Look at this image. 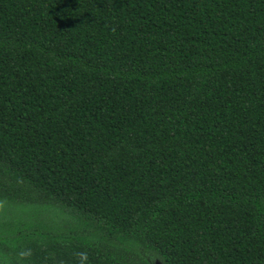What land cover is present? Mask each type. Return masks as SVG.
<instances>
[{
	"label": "trees",
	"instance_id": "1",
	"mask_svg": "<svg viewBox=\"0 0 264 264\" xmlns=\"http://www.w3.org/2000/svg\"><path fill=\"white\" fill-rule=\"evenodd\" d=\"M264 264V0H0V264Z\"/></svg>",
	"mask_w": 264,
	"mask_h": 264
},
{
	"label": "rangeland",
	"instance_id": "2",
	"mask_svg": "<svg viewBox=\"0 0 264 264\" xmlns=\"http://www.w3.org/2000/svg\"><path fill=\"white\" fill-rule=\"evenodd\" d=\"M158 264V263H157Z\"/></svg>",
	"mask_w": 264,
	"mask_h": 264
}]
</instances>
